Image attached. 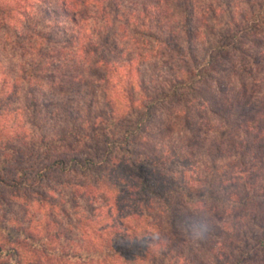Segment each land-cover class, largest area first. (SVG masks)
<instances>
[{
    "label": "trees",
    "instance_id": "trees-1",
    "mask_svg": "<svg viewBox=\"0 0 264 264\" xmlns=\"http://www.w3.org/2000/svg\"><path fill=\"white\" fill-rule=\"evenodd\" d=\"M40 1L46 2L39 11L45 17L39 20L42 25L31 36L27 47L41 59L55 57L59 62H67L65 48L74 46L75 51L84 53L86 59L79 71L67 70L71 75H65L61 81L52 76L48 87L37 86L41 98H46V101H41L38 95L30 99L38 121L42 120L44 108L45 123L58 120L48 134L32 140L21 134L17 135L16 141L0 142V204L6 206L18 201H31L55 209L62 206V201H57L54 194L63 187L71 190L73 210L79 208L77 189L91 190L92 195L105 189L116 197L136 198L144 214L151 211L154 202H159L163 205L159 214L184 222L189 217L208 222L204 216L197 215L201 207H206L212 216L223 211L218 205L207 207L206 199L239 208L246 204L245 197L237 200L229 194L220 199L215 197L214 191L211 193L207 190L196 199L185 181L169 180L163 172L165 164L189 158L200 145L194 133L203 121H197L196 116L202 118L204 109H210L225 122L235 124L234 134L227 143L216 141L210 148L209 155L215 160L225 157L235 159V164L231 163L234 166L232 175L216 181L221 184L230 181L233 186L242 184L249 197L264 189V185L256 183V178L264 173V102L258 104L254 101L252 86L244 81L239 83L240 86L231 83L226 87L218 81L219 97L208 94L213 91L210 80L222 70L225 60L231 61L235 57L236 62L240 63L241 73L248 75L251 74L248 72L249 58L258 67L264 64L245 48L246 41L254 40L262 26L264 29V0H246L251 15L244 16L245 24L235 23L232 19L216 33H213L214 25H207L205 29H210L214 37H207L205 48L200 42L201 29L197 26V0ZM221 1L223 6L233 10V1ZM131 4L134 8L140 5L138 14L132 11L128 13ZM211 12L216 15L212 7ZM91 22L96 25L91 35L82 30L83 34L69 38L65 47L53 49L50 46L55 38H64L69 34V23L79 26ZM118 22H121L120 27L127 24L133 34H140L145 41L146 37L152 38L165 48L169 63L173 62L164 81L159 82L152 91L141 83V88L150 93L137 98L133 89H126L128 104L120 107L109 94L111 77L108 66L111 63L106 59L111 48H118L120 38L115 29ZM128 30L126 32L130 33ZM154 30L157 31L154 33ZM176 63L180 65L177 69ZM62 67L68 69L67 65ZM67 84L74 87L73 93L78 94L79 99L66 95ZM90 85L101 89L103 104L97 101L94 90L84 89ZM55 90L62 97L66 96L65 100L55 94ZM193 111H197V114ZM120 130L122 134L117 135ZM184 130L186 135H183ZM176 133L181 137L180 141H188L186 151H183L184 147L175 145L173 135ZM81 179L87 180V183ZM182 210L188 211V214H183ZM61 211L67 214L64 208ZM262 225L260 228L263 229ZM231 232L234 237L242 234L233 223H223L221 234L230 235ZM42 233L34 235L17 231L10 225L9 219L2 222L0 218V264H48L49 261L44 263L41 259L46 256L55 258L54 264H59L62 258H67L59 247L50 246L47 235H51V232ZM62 234L58 231L55 236ZM19 237H23L35 249L30 251L34 254L32 261L21 257L15 247V244H21ZM247 239L254 242L256 251L264 252L263 237L249 236ZM74 241H71V245L75 244ZM108 243L103 250L90 247L92 256L105 259L104 256L123 253L124 247L120 244L111 248ZM216 246L218 250L225 247L219 242L211 248V264H220L223 258L225 264H244L240 260L246 259L254 251L252 249L250 252L247 244L244 249L239 247L236 251L241 254L235 255L231 250L234 248H230L231 253L227 255L217 252ZM70 255L71 258L76 256ZM82 256L80 253L77 257ZM254 257L259 258L257 254Z\"/></svg>",
    "mask_w": 264,
    "mask_h": 264
},
{
    "label": "rangeland",
    "instance_id": "rangeland-1",
    "mask_svg": "<svg viewBox=\"0 0 264 264\" xmlns=\"http://www.w3.org/2000/svg\"><path fill=\"white\" fill-rule=\"evenodd\" d=\"M230 1L234 3L233 10L223 6L221 0H197V26L202 32L200 42L204 48L207 46V37H214L210 29H205L207 25H214L213 33H216L221 30L224 24L231 23L232 19L235 23L245 24L244 16L247 14L246 16L250 17V7L246 0ZM45 3L40 0H0V142L2 143H6L8 140L16 141L17 135L21 134L29 140L48 134L49 129H53L58 124V120L45 123L43 120L45 118L44 108L43 114H41L42 120L38 121L30 99L32 96L38 95L41 101H46V98H41L37 86L40 84L49 85L52 76L57 81H61L65 75H71V72H68L69 69L73 72L79 71L85 63L84 53H77L74 46L67 45L68 47L65 48L67 62H59L55 57L49 60L41 59L37 53L27 47L31 36L42 25L39 20L45 15L40 14V8L45 6ZM211 7L215 9V16L211 12ZM128 9H131L128 10V13L132 11L138 14L141 8L139 4L135 8L131 4ZM47 19L45 18V20ZM120 23L118 22L115 28L120 38L117 43L118 48H111V52L106 54L107 61L111 63L108 66L111 77L109 94L119 107L128 104L126 89H133L134 96L137 98L150 93L141 88V83H145V87L152 91L159 82L164 81L173 65V62L169 63L167 60L168 55H166L165 48H162L150 37H146L147 41H145L140 34H133L131 27L127 24L120 27ZM165 26L163 25V27ZM95 29L96 25L93 22L88 25L83 23L79 26L69 23L68 31L71 32L64 35V38H55L50 46L53 49L65 47L69 38L73 39V36L85 32L91 35ZM127 29L131 32L127 33ZM261 29L254 40L246 41L245 48L264 63V54H258L259 52L264 53L263 26ZM132 35L133 38H131ZM52 61L54 63L48 65ZM238 62L235 57L231 61H224L222 70L215 74L214 79L210 80V89L213 91L211 94L209 91L208 94L214 98L219 97L218 81L224 87L231 83L240 86L239 83L244 81L252 86L254 101L258 104L263 103L264 71L262 69H264V64L258 67L249 58L248 72L251 74L248 75V73H241ZM63 65H67L68 69L62 67ZM76 65L77 67H75ZM175 65L176 69L180 66L179 64L177 66V63ZM183 69H185L184 66ZM90 86H85L84 89L94 90L97 101L103 104L101 89H97L93 85ZM66 89L68 91L66 95H71L73 99L80 98L78 94L73 93L72 85L67 84ZM55 94L59 95L62 100L66 98L56 90ZM193 112L197 114V111ZM201 114L202 118L197 115L196 120L203 121L194 133V137L199 140L200 145L194 149V154L189 158L177 163L165 164L163 172L169 180L185 181L189 190L197 197L196 199L201 192L205 194L209 190L211 193L214 191L215 197H220V199H224V195L228 196L229 194L234 195L237 200L245 197L244 199H247L245 205L235 209L231 205L206 199L207 207L218 205L223 211L219 215L212 216L210 212L206 211V207H201L197 215L204 216L208 222L195 221L190 217L187 222H184L174 220L168 215L159 214L163 207L159 202H154L150 207L151 211L144 214L145 212L140 210L138 199L125 198V196L116 197L105 189L98 190L97 195H92L91 190L77 189L76 201L79 208L73 210L71 190L60 187L54 195L57 201H62V206L51 209L44 203L41 205L31 201H18V203L6 206L1 203V221L9 219L10 225L15 230H21L27 234L40 235L43 234L42 232H51V235H47L51 243L50 246L59 247L60 251L67 256V258H62L59 264H176L175 262L211 264L213 262L211 248L219 242L223 243L225 247L218 250V246H216L217 252H225L229 255L233 250L235 255L241 254L236 251L240 249L239 247L244 249L247 244L248 250L252 252L254 242L247 238L249 236L250 238H264V228H260L264 224V189L249 197L242 184L233 186L230 181L226 184L220 183L223 177L226 179L232 175L234 166L231 163L235 159L234 157H225L215 160L209 155V151L214 142L227 143V140L232 138L235 124L225 122L210 109H204ZM236 119L237 117H235V121ZM120 133L121 130L117 132V135ZM185 133L184 130L183 135L187 134ZM188 133L191 132L188 131ZM173 138L176 140L175 145L184 147L183 151H186L188 141H180L181 137L177 133L173 135ZM217 179L220 181L217 182ZM256 179V183L264 185V173H261ZM258 179L260 180L258 181ZM81 180L87 183V180ZM116 198L118 199L115 200ZM62 208L67 211V214L61 211ZM182 213L187 215L188 211L182 210ZM225 222L236 225L237 230L242 232L241 236L234 237L233 232L230 235L221 234ZM58 231L63 233L60 237L55 236ZM72 240H75L74 245H71ZM109 240L110 243H108ZM19 241L21 244H15V247L21 257L32 261L34 254L30 251L35 249L23 237H19ZM107 243L111 248L120 244L121 247H124L123 253L118 252L114 256L107 255L104 256L105 259L94 258L90 247L96 246V249L103 250ZM230 248L234 249L230 250ZM80 253L83 254L82 258H78ZM70 254L76 256L71 258ZM255 254L259 256L258 259L254 257ZM41 259L44 263L49 261L48 264H54L56 261L55 258L49 256ZM225 261L223 258L221 263L225 264ZM240 261H243L244 264H262L264 252L254 249L249 257L242 258Z\"/></svg>",
    "mask_w": 264,
    "mask_h": 264
}]
</instances>
